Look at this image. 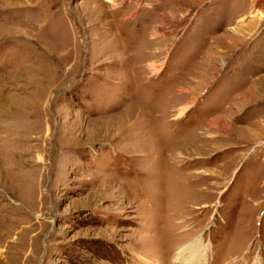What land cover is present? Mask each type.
I'll return each mask as SVG.
<instances>
[{"label":"rangeland","instance_id":"374dc122","mask_svg":"<svg viewBox=\"0 0 264 264\" xmlns=\"http://www.w3.org/2000/svg\"><path fill=\"white\" fill-rule=\"evenodd\" d=\"M0 264H264V0H0Z\"/></svg>","mask_w":264,"mask_h":264},{"label":"bare ground","instance_id":"6f19581e","mask_svg":"<svg viewBox=\"0 0 264 264\" xmlns=\"http://www.w3.org/2000/svg\"><path fill=\"white\" fill-rule=\"evenodd\" d=\"M185 108L186 107H182V108H180L179 110H178V115H182L183 114V112L185 111Z\"/></svg>","mask_w":264,"mask_h":264}]
</instances>
